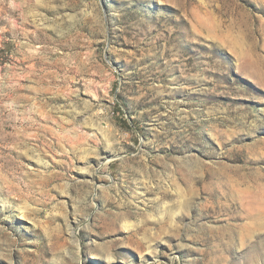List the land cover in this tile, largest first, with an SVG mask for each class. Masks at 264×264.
Listing matches in <instances>:
<instances>
[{"label":"rangeland","instance_id":"rangeland-1","mask_svg":"<svg viewBox=\"0 0 264 264\" xmlns=\"http://www.w3.org/2000/svg\"><path fill=\"white\" fill-rule=\"evenodd\" d=\"M263 213L264 0H0V264H264Z\"/></svg>","mask_w":264,"mask_h":264},{"label":"bare ground","instance_id":"bare-ground-1","mask_svg":"<svg viewBox=\"0 0 264 264\" xmlns=\"http://www.w3.org/2000/svg\"><path fill=\"white\" fill-rule=\"evenodd\" d=\"M262 216H264V213H263V215ZM259 217V216H258Z\"/></svg>","mask_w":264,"mask_h":264}]
</instances>
